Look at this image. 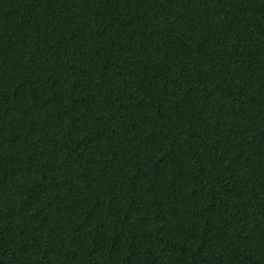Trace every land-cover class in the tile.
Wrapping results in <instances>:
<instances>
[{"label": "trees", "instance_id": "obj_1", "mask_svg": "<svg viewBox=\"0 0 264 264\" xmlns=\"http://www.w3.org/2000/svg\"><path fill=\"white\" fill-rule=\"evenodd\" d=\"M0 264H264V0H0Z\"/></svg>", "mask_w": 264, "mask_h": 264}]
</instances>
